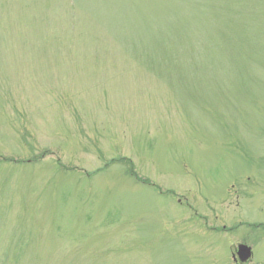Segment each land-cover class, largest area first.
Segmentation results:
<instances>
[{
  "label": "rangeland",
  "instance_id": "1",
  "mask_svg": "<svg viewBox=\"0 0 264 264\" xmlns=\"http://www.w3.org/2000/svg\"><path fill=\"white\" fill-rule=\"evenodd\" d=\"M0 264H264V0H0Z\"/></svg>",
  "mask_w": 264,
  "mask_h": 264
},
{
  "label": "water",
  "instance_id": "2",
  "mask_svg": "<svg viewBox=\"0 0 264 264\" xmlns=\"http://www.w3.org/2000/svg\"><path fill=\"white\" fill-rule=\"evenodd\" d=\"M240 249L243 250L242 253L247 257L250 254V249L245 246H240Z\"/></svg>",
  "mask_w": 264,
  "mask_h": 264
}]
</instances>
